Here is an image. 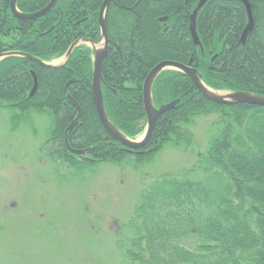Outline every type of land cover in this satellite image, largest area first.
Returning <instances> with one entry per match:
<instances>
[{"label": "trees", "instance_id": "obj_1", "mask_svg": "<svg viewBox=\"0 0 264 264\" xmlns=\"http://www.w3.org/2000/svg\"><path fill=\"white\" fill-rule=\"evenodd\" d=\"M248 1L253 27L244 42L248 19L242 2L207 0L195 15L196 44L190 20L199 0H110L101 71L109 121L132 140L144 132L142 85L165 60L195 67L214 91L264 96V0ZM48 2L17 0L16 8L28 14ZM102 2L57 0L45 15L20 19L10 0H0V108L17 118L46 115L50 122L40 150L75 169L101 162L137 168L165 146H192L188 128L194 119L216 114L218 132L195 153L193 169L163 174L143 187L128 223L130 239H118L117 247L124 264H264V106L213 103L184 73L163 70L152 83V103H176L158 116L147 145L129 149L100 123L87 44L76 45L58 66L34 60L52 62L79 39L99 42ZM32 72L37 87L30 96ZM74 102L80 115L65 132L78 116ZM65 139L84 153H70Z\"/></svg>", "mask_w": 264, "mask_h": 264}, {"label": "rangeland", "instance_id": "obj_2", "mask_svg": "<svg viewBox=\"0 0 264 264\" xmlns=\"http://www.w3.org/2000/svg\"><path fill=\"white\" fill-rule=\"evenodd\" d=\"M100 42L79 40L91 47ZM14 114L0 108V264H124L117 240L130 239L128 223L143 187L192 170L195 153L218 132L216 114L198 116L188 128L190 147L165 146L137 168L101 162L75 169L40 150L46 115Z\"/></svg>", "mask_w": 264, "mask_h": 264}, {"label": "water", "instance_id": "obj_3", "mask_svg": "<svg viewBox=\"0 0 264 264\" xmlns=\"http://www.w3.org/2000/svg\"><path fill=\"white\" fill-rule=\"evenodd\" d=\"M57 0H49L48 4L44 6L42 9L33 12V13H21L17 10L16 8V2L17 0H10V10L11 12L20 19H36L39 18L46 13H48L56 4ZM207 0H199L195 10L193 11L191 15V20H190V31H191V36L196 44H200L198 37L195 33V15L197 11L202 7V5L206 2ZM242 2L244 5L246 12H247V25L243 30L242 36H241V42H244V39L246 38V35L248 32L253 27V18H252V13H251V8L248 0H239ZM110 0H103L101 7L99 9L98 13V24L101 32V40H103V47L95 52L93 50V47L89 46L92 51H93V63H92V81H91V95H92V100L93 104L95 106L98 118L100 120V123L103 127V129L117 142L121 143L123 146L129 148V149H138L142 148L147 143L149 142L152 131L155 126V122L158 118V116L164 112L165 110H168L174 106L176 103L175 101H171L168 104L162 105L159 108H156L153 103H152V98H151V87L152 83L155 79V77L162 72L163 70H177L182 73H184L185 76H187L193 85L196 87L197 91L203 95L207 100L217 103V104H232V103H248V104H253V105H259V106H264V96L256 95L253 93H247V92H227V94H217L202 82L200 75L198 74L197 70L195 67H192L190 65H185L179 62L175 61H160L157 63L147 74V76L144 79L143 85H142V100H143V107L145 111V116H146V127L145 130L142 134V137L138 140H132L125 136L121 131H119L108 119L105 109H104V104H103V98H102V91H101V84H102V62L104 58L107 55V47H108V35H107V29L105 26V20H104V14L107 6L109 5ZM164 18H161L160 21H163ZM79 40H84L90 43H96L87 39H79ZM79 40L74 42L67 52L62 56L64 58V62H66L71 50L79 43ZM99 41V42H100ZM29 58H32L29 55H26ZM2 56H0L1 58ZM36 62H38L42 66H47V67H53V66H58L60 64L54 65L51 62L47 63L44 61H41L39 59L34 58ZM33 76L34 84L33 87L29 93L31 96L34 91L36 90L37 87V80L34 75V73H31ZM67 86V85H66ZM66 86L64 88V91H66ZM210 90V91H209ZM77 110H78V116L77 118L70 123V125L67 127L66 131L74 124V122L79 118L80 112H79V107L78 105L74 102ZM66 147L68 148V151L72 154L75 155H82L84 151L82 150H76L72 149L68 146L67 140L65 139Z\"/></svg>", "mask_w": 264, "mask_h": 264}, {"label": "bare ground", "instance_id": "obj_4", "mask_svg": "<svg viewBox=\"0 0 264 264\" xmlns=\"http://www.w3.org/2000/svg\"><path fill=\"white\" fill-rule=\"evenodd\" d=\"M92 47L95 52L99 51L103 47V40L99 43V45L94 44Z\"/></svg>", "mask_w": 264, "mask_h": 264}, {"label": "crops", "instance_id": "obj_5", "mask_svg": "<svg viewBox=\"0 0 264 264\" xmlns=\"http://www.w3.org/2000/svg\"><path fill=\"white\" fill-rule=\"evenodd\" d=\"M82 44H85V43H82ZM60 58H62V57H60ZM60 58H58V59H60ZM58 59H56V60H58ZM56 60H55V61H56ZM53 61H54V60H53Z\"/></svg>", "mask_w": 264, "mask_h": 264}]
</instances>
